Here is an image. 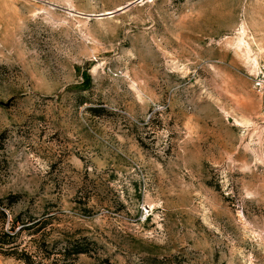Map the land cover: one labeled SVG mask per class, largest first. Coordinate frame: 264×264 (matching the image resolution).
Returning <instances> with one entry per match:
<instances>
[{"label": "rangeland", "instance_id": "374dc122", "mask_svg": "<svg viewBox=\"0 0 264 264\" xmlns=\"http://www.w3.org/2000/svg\"><path fill=\"white\" fill-rule=\"evenodd\" d=\"M133 1L0 0V264H264V0Z\"/></svg>", "mask_w": 264, "mask_h": 264}, {"label": "built area", "instance_id": "2783aa9c", "mask_svg": "<svg viewBox=\"0 0 264 264\" xmlns=\"http://www.w3.org/2000/svg\"><path fill=\"white\" fill-rule=\"evenodd\" d=\"M253 88L261 98V112L264 115V65H261L253 76Z\"/></svg>", "mask_w": 264, "mask_h": 264}, {"label": "water", "instance_id": "95a60500", "mask_svg": "<svg viewBox=\"0 0 264 264\" xmlns=\"http://www.w3.org/2000/svg\"><path fill=\"white\" fill-rule=\"evenodd\" d=\"M139 1H141V0H135V1H133L132 3H130L129 5H133L134 3H137V2H139Z\"/></svg>", "mask_w": 264, "mask_h": 264}, {"label": "bare ground", "instance_id": "6f19581e", "mask_svg": "<svg viewBox=\"0 0 264 264\" xmlns=\"http://www.w3.org/2000/svg\"><path fill=\"white\" fill-rule=\"evenodd\" d=\"M242 33L244 34V31H242Z\"/></svg>", "mask_w": 264, "mask_h": 264}]
</instances>
